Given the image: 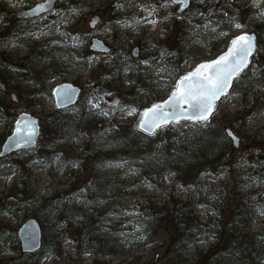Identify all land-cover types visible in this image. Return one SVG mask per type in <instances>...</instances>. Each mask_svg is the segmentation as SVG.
Wrapping results in <instances>:
<instances>
[{
    "label": "rangeland",
    "instance_id": "374dc122",
    "mask_svg": "<svg viewBox=\"0 0 264 264\" xmlns=\"http://www.w3.org/2000/svg\"><path fill=\"white\" fill-rule=\"evenodd\" d=\"M40 1L44 0H0V39L6 41L0 50V59L12 65L9 68L0 65V72L5 78L0 80V150L1 140L11 134L14 120L19 114L30 112L41 116L42 113L56 110L48 91L51 92L58 84L72 82L87 91V106L83 110H69L66 113L79 114L88 122L92 121L89 126L79 129L91 140L89 130L96 126L105 129L102 120L108 117L109 105L95 96L98 85L111 90L109 100L114 97L120 99L117 106L121 114L119 123L136 126L145 108L171 94L177 77L193 69L200 61L212 59L226 50L227 47L222 45L209 56L202 57L198 53V35L213 33L217 21L215 32L220 31L225 23H230L231 17H234V23L243 25L237 29L231 23L230 32L224 39L245 32L260 34V30L264 37L262 28L256 31L259 25L256 19L264 9V3L257 8L253 0H206L207 4H211L206 13L199 8L204 4L194 0L190 9L181 15L176 13L178 6L171 2L159 9L160 0H60L48 14L30 20L18 18V12ZM149 4L158 9L151 16L148 10H144ZM200 12L203 17L199 15ZM95 15H100L102 19L96 28L91 29L89 21ZM143 17L155 20L156 24L144 23ZM205 18L212 21L208 27H204ZM137 20L141 22L135 23ZM95 36L111 46V53L98 54L90 50L91 40ZM135 50L136 56L133 55ZM43 51L49 54L46 61L40 60L33 65L28 63L27 58L37 57ZM57 51L68 55L74 62L52 67V57L58 59ZM161 52L167 55L161 56ZM176 55L180 61L173 64L171 60ZM116 57L127 65L122 75L123 83L113 82L106 73L109 67H113ZM38 70L47 73L45 80L39 85L29 84L27 78L30 73ZM142 73L145 74L143 77L140 76ZM133 75L139 77V83L131 79ZM251 75L255 81L264 78V44L258 47L253 58ZM141 78L144 80L142 83ZM33 89L40 92L34 96L21 95ZM260 103L264 104V89L250 91L247 98L228 95L219 103L216 116L227 117V122L223 124L225 134L227 129H232L240 138L238 146L229 138L231 155L229 165L223 170L203 172L201 182L196 185L182 183L171 175L147 180L136 189L110 193L112 200L123 206L125 216L122 219L129 221L128 226L134 227L131 242L122 244L121 252L115 255L95 251L86 244L79 245L81 251L77 247L79 239L75 227L79 224V218L72 203L82 196L84 183L91 179V158L81 151L76 152L78 157L74 166L59 171L48 164L35 166L39 162L34 157L37 156L34 151L23 153L21 157L13 154L11 160L17 165L16 161L19 160L20 165L15 166L12 175L0 173V223L7 228L6 235L0 239V258L16 255L14 248L17 239L13 233L17 235L18 228L25 220L36 217L48 224H54L58 219L62 221L59 229L63 250L79 264H94L96 260L110 264H166L172 242L178 237L179 230L183 229V217L180 215L187 212L184 208L191 211L190 216L196 219L195 224L201 231L200 241L191 246L185 255L188 264H223V261L216 262L210 257V254L216 253L212 245L219 242L218 250H228L232 242L226 233L232 226L234 211L241 205L252 207V215L250 221L240 227L245 235L253 237L262 230L261 237L256 238V244H261L264 241V110L261 117L253 115L259 111L258 106L254 113H249L251 117L247 113L252 106ZM30 105H33L32 108H29ZM131 109L136 110L134 114H129ZM237 111H245L240 124H235L234 119L232 121ZM171 131V126L165 128L158 138ZM40 142L49 145L47 139L40 138ZM69 145L77 147L75 142ZM22 179L28 184V192L40 198L41 203L43 199L54 198L73 183L66 196L69 204L51 209L53 202H47L38 210L39 203L26 206L22 198L11 205L15 201L14 194L22 193L17 185ZM142 203H153L157 211H164L159 223L153 225L145 222L151 218L152 211L147 216ZM213 233L218 237L216 240L211 238ZM234 248L237 249L236 246ZM52 261V252H47L39 264H50Z\"/></svg>",
    "mask_w": 264,
    "mask_h": 264
},
{
    "label": "trees",
    "instance_id": "16d2710c",
    "mask_svg": "<svg viewBox=\"0 0 264 264\" xmlns=\"http://www.w3.org/2000/svg\"><path fill=\"white\" fill-rule=\"evenodd\" d=\"M65 1V0H63ZM208 1V0H207ZM211 4H204L199 7L203 12H207ZM70 8V7H68ZM259 25L256 28L258 32L261 28L264 32V19H256ZM261 23V24H260ZM230 23L227 22L220 29V31L230 32ZM218 26L215 25V30ZM220 31L213 33H200L198 35V53L200 56H209L225 45H229L232 37L224 39L225 36H219ZM258 47L264 44L263 33H258ZM262 37V38H261ZM6 41L0 39V50L5 46ZM58 59L53 56L51 62L52 67L57 65H67L73 63L68 55L58 52ZM115 54V53H114ZM11 57V55H8ZM49 54L45 51L39 52L37 57L27 58L28 63L38 64L40 60L46 61ZM12 60V59H11ZM173 64L180 61L177 55L171 60ZM133 64L136 62L133 61ZM0 65L5 68L12 66L9 62L0 59ZM127 68L126 63L116 57L113 60V67H109L106 73L113 79V82L123 83L122 75H124ZM250 67L242 73L235 81L229 95H238L247 98L249 92L257 89H264V78L254 80L251 75ZM137 70V69H136ZM171 72L173 68L171 67ZM47 73L43 70L33 71L27 78L29 84L39 85L45 80ZM145 74H141L143 77ZM131 79L139 83V77L133 75ZM140 81H144L143 78ZM0 80H5L0 72ZM239 82V84H237ZM40 91L33 89L28 93L22 92V96L29 94L34 96ZM50 95L51 92L48 91ZM88 93L83 90L79 102L66 110H55L52 113H42L40 124L42 128L41 138L47 139L49 145H43L40 141L35 149L30 151H22L16 153L19 157L23 153L28 154L31 151L37 153L35 159L39 167L48 164L51 167H56L59 171L68 169L76 163V152L81 151L82 154L91 158L92 175L91 179L84 183L82 191L84 192L80 198L74 199L72 205L77 211L79 224L75 227V233L78 235L79 244L78 250L81 251L80 244H86L92 247L95 251L104 252L108 255H115L121 252L122 244L131 242L133 236L131 235L134 227H130L129 221H124L122 216V205L116 203L110 197L113 191H127L128 189H136L142 187L147 180L158 179L164 176L175 175L176 178L187 184L196 185L200 183L201 174L205 171L218 172L223 170V167L229 165L231 144L229 136L225 134L223 124L227 117H217L216 107L215 113L209 119L208 124H187L181 122L177 125L171 126V132L164 137L158 138L157 133L154 137H148L136 129L135 125L119 123L121 114L117 107L108 106V117L102 120L105 129L101 130L95 138L87 139L86 133L79 132L81 126H89L92 121H87L79 114L68 115L66 111L69 110H83L87 105ZM226 98V97H225ZM98 101L97 99H94ZM103 103V102H102ZM104 106V104H101ZM30 105L29 108H32ZM258 106V112H255ZM264 104L252 106L247 113H254L261 117L264 110ZM95 112H98L95 110ZM245 111H237L233 114L235 124H240L244 118ZM251 117V115H250ZM9 128H11L9 126ZM4 139L1 140L3 143ZM75 142L77 147H70V143ZM41 151L39 154L38 152ZM13 154L1 158L0 157V173L9 176L14 173L15 164L11 158ZM233 161L232 164H234ZM56 169V170H57ZM65 171V170H64ZM21 194H14L15 201L11 205H15L19 200H24V204L39 203L38 210L47 203H51V209L56 206L69 204L66 196L72 189L73 183L68 189L58 192L52 199H41L35 194L28 192V184L22 179L17 182ZM21 188V189H20ZM153 204V203H152ZM150 203L143 204L144 210L151 218L146 223L153 225L159 223L163 218L162 210H156V207ZM121 208V209H120ZM150 208V209H147ZM187 211L180 215L183 217L181 224L183 229L179 230L178 237L172 242L168 263L166 264H188L185 258L186 253L191 246L200 241L201 231L195 224L196 219L190 216L191 211ZM252 215V207L248 205L239 206L233 213L231 220V227L226 235L230 237L232 242L225 249L218 250L217 246L221 245L219 242H214L212 250L216 253L210 254L214 261H223V264H262L264 262V241L261 244H256L262 235V230L255 233V237L244 234L241 225L250 221ZM43 229V245L42 248L35 253L24 254L21 251L20 243L15 235L16 247L14 248L15 256L9 258H0V264H39L41 257L47 253L52 252L53 261L50 264H79L76 259L69 257L64 252L61 240V231L59 225L61 220H57L54 224H48L45 220H40ZM144 221H141L142 223ZM6 226L0 223V239L6 235ZM261 233V235H260ZM213 239H217L216 234L213 233ZM220 239V238H219ZM236 246L237 249L234 248ZM231 249H234L231 251ZM230 251V252H229ZM230 256V257H229ZM94 264H110L106 261L96 260Z\"/></svg>",
    "mask_w": 264,
    "mask_h": 264
},
{
    "label": "snow or ice",
    "instance_id": "6c2138e0",
    "mask_svg": "<svg viewBox=\"0 0 264 264\" xmlns=\"http://www.w3.org/2000/svg\"><path fill=\"white\" fill-rule=\"evenodd\" d=\"M180 3L183 6H188L190 0H160L159 9L167 7L168 3ZM200 4H206V0H199ZM264 0H253L255 7L260 8ZM229 7L231 5H228ZM43 7L37 5V8ZM123 7V5H118ZM144 10H148L149 16L157 12V7L149 4L145 6ZM199 15L203 17V13ZM211 16L212 13L210 12ZM227 16V12L224 13ZM259 18L264 19V9L259 13ZM143 22L146 24L155 25V20H150L143 17ZM206 19L204 27L212 24L210 19ZM230 24L234 23V17L229 18ZM141 21L137 20L135 23L139 24ZM217 21V26H218ZM237 29L243 27L240 23H234ZM215 31V27H213ZM219 36H227V32L220 31ZM72 39H77L71 37ZM254 37L248 34L238 35L230 40V46L226 52L218 55L210 62L199 63L197 67L179 76L174 81V90L163 104H154L151 108L144 111V119L140 126L143 130L152 131L155 128L166 126L170 122L190 121L197 124H208L209 118L216 111L215 102L221 97L229 95L228 89L232 86L234 78H239L240 74L249 66L250 57L255 53V45L253 43ZM161 56L167 55L166 52H161ZM94 106H98L94 105ZM135 109L129 110V114H134ZM107 115V113H105ZM31 135V134H30ZM30 135L27 139L30 140ZM227 135L233 141L236 137L231 131ZM27 142V141H26ZM17 147H21V141L17 139L14 141ZM3 155V153H0Z\"/></svg>",
    "mask_w": 264,
    "mask_h": 264
},
{
    "label": "water",
    "instance_id": "95a60500",
    "mask_svg": "<svg viewBox=\"0 0 264 264\" xmlns=\"http://www.w3.org/2000/svg\"><path fill=\"white\" fill-rule=\"evenodd\" d=\"M58 1L59 0L40 1V2L36 3L32 8L18 12L17 16L19 18H24V19L40 17L44 14L51 12L54 9V6ZM191 4H192V0H190L188 6H183L180 3H175V5H178V9L176 10V13L178 15L182 14L191 6ZM37 5H42L43 7L37 8ZM100 21H101V17L99 15H95L94 17H92L91 20L89 21L90 28L94 29L99 24ZM242 34H248V35H251L255 38L253 43L255 45V49L257 50V47H258L257 34L255 32H251V33L245 32V33H241L239 35H242ZM236 36H238V35H236ZM236 36H234L233 38H235ZM229 46H230V43H229L228 47ZM228 47L223 52H226L228 50ZM90 49L93 52L103 53V54H107L111 51V47L103 39H101L99 37H93L92 38ZM223 52H221L220 54H222ZM255 53H256V51H255ZM255 53L249 58L250 59L249 66L252 62V58L255 55ZM220 54H218V55H220ZM136 55H137V52L135 50L134 56H136ZM216 57L209 59V60L200 61L199 63L210 62L211 60L215 59ZM197 65L193 69H191L190 71L194 70L197 67ZM246 69L244 71H246ZM190 71H188V72H190ZM187 73H185V74H187ZM236 79L237 78L233 79L232 86H233V83ZM230 89H228L227 91L229 92ZM81 93H82V88L80 86L72 83V82H63L61 84H58V85L54 86L52 88V91H51V94H52L53 99H54L55 107L58 110L66 109V108H69V107L75 105L79 101ZM95 95L98 98H101L103 101H108L107 97L109 95H111V90L106 88L104 85L101 84L95 88ZM168 97L165 98L164 100L157 101V102L153 103L152 105L157 104V103L163 104V102L166 99H168ZM222 98L223 97H221L220 100L215 102L216 106H217V103L222 100ZM119 101H120V99L118 97H115L112 101H109L108 103L112 104L114 106H117L119 104ZM152 105L145 108L144 111L148 108H151ZM144 111L141 115V118H140L138 124H137V130H139L141 133H143L149 137L155 136L161 129H164L170 125H175V124H179V123L183 122V120L178 122V123L173 121V122H170L169 124H167L166 126H163L160 128H155L152 131L143 130L140 126V123L144 119ZM188 122H190V121H188ZM190 123H193V122H190ZM101 128H102L101 126H96L92 129H90L89 135L91 137H96V135L101 131ZM228 131H231L233 133V135L236 137V140L233 142H234L235 146H238L239 142H240V138L233 132L232 129H227V133H228ZM29 135H30V140L27 139L29 137ZM40 136H41V125H40L39 117L30 113V112H22L21 114L18 115V117L16 118V120L14 122V128L12 130V133L5 139L4 143L2 144L0 153H3V155H0V156L6 157V156H8L14 152H17V151L33 149L37 146V143L39 141ZM17 139H19L21 141V145H22L21 147H17L14 144V141H16ZM17 236L19 238L22 253L29 254V253H35V252L39 251L42 247V244H43V231H42L41 222L36 217L28 218L18 228Z\"/></svg>",
    "mask_w": 264,
    "mask_h": 264
}]
</instances>
